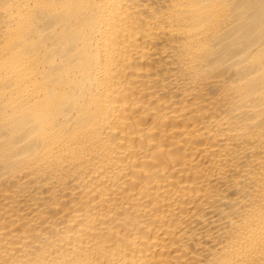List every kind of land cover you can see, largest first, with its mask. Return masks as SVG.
Segmentation results:
<instances>
[{
	"label": "bare ground",
	"instance_id": "6f19581e",
	"mask_svg": "<svg viewBox=\"0 0 264 264\" xmlns=\"http://www.w3.org/2000/svg\"><path fill=\"white\" fill-rule=\"evenodd\" d=\"M0 264H264V0H0Z\"/></svg>",
	"mask_w": 264,
	"mask_h": 264
}]
</instances>
